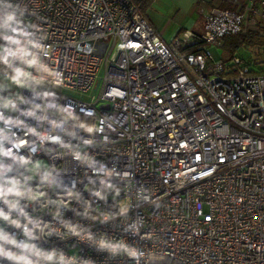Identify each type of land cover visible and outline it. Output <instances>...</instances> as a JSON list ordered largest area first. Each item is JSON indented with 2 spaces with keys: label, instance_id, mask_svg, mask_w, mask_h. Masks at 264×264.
Wrapping results in <instances>:
<instances>
[{
  "label": "built area",
  "instance_id": "built-area-1",
  "mask_svg": "<svg viewBox=\"0 0 264 264\" xmlns=\"http://www.w3.org/2000/svg\"><path fill=\"white\" fill-rule=\"evenodd\" d=\"M139 1L7 0L17 6L20 28L41 45L33 51L43 68L29 69L41 83L9 81L11 89L0 95L55 105L50 120L62 118L60 109L71 112L75 119L57 131L92 157L94 168L47 142L32 159L56 169L62 185H75L93 208L111 211L128 199L127 223L145 226L132 235L121 220L90 222L77 215L83 207L75 200L63 210L65 219L126 240L145 253L139 264H149V253L157 257L151 264H264V71L236 55L215 58L209 48L227 35L264 36V0H198L203 31L185 29L170 42L146 20ZM222 1L229 5L219 7ZM256 66L262 70L264 60ZM44 92L51 95H36ZM20 118L51 130L47 122ZM13 131L24 138L22 130ZM26 138L39 145L36 137ZM102 166L113 173L108 182L119 196L109 190L100 200L88 190L100 187ZM48 194L68 199L63 188ZM37 215L52 222L47 211ZM37 244L90 264H137L78 237L53 234Z\"/></svg>",
  "mask_w": 264,
  "mask_h": 264
},
{
  "label": "clouds",
  "instance_id": "clouds-1",
  "mask_svg": "<svg viewBox=\"0 0 264 264\" xmlns=\"http://www.w3.org/2000/svg\"><path fill=\"white\" fill-rule=\"evenodd\" d=\"M29 36L30 34L19 26L17 6L7 0H0V39L5 41L4 44H0V65L5 66L0 71L4 72L8 81L16 85L29 86L30 82L39 84L42 80L29 71L32 68H43L38 53L33 51L41 45L29 39ZM3 87L0 85V91H3ZM36 95L43 99L51 93H36ZM21 104H29L30 107L21 110L19 107ZM53 107L56 106L32 103L20 95L14 97L0 95V264H90L76 255L69 256L62 250L56 248L49 250L38 246L37 241L43 237H51L53 234L62 238L78 237L80 240H87L95 245L98 251L107 252L112 257L126 255L139 264L140 259L145 258V253L126 240L114 239L104 232H93L91 224L86 227L83 223H73L64 218L63 210L69 208L71 201L75 200L83 207V212H78L77 215L90 222L98 221L101 225H106L121 220L126 225L124 231L132 235H138L145 226L143 220L127 223L130 211L128 199L119 201L118 207L111 211H104L99 207L93 208L91 202L84 200L81 193L74 190L75 185L72 188L62 185L56 169L50 168L40 160L32 159L31 154L37 151V147H42L47 142L68 149L74 159L94 168L95 161L92 157L82 154L71 144H66L57 131L63 130V125L75 117L67 109H60L61 113H64L62 118L50 120L48 111ZM10 113H19V116L13 118ZM38 113L42 114L38 115ZM21 116L32 118L41 125L47 122L51 125V130H39L25 119H21ZM81 127L91 131L87 125ZM14 128L22 130L24 138L13 131ZM28 136L36 137L39 145L34 141L30 142L26 138ZM84 143L90 144L91 141L85 140ZM26 147L30 153L28 156L21 154V150ZM98 171L104 173V176L100 179L98 189H88L91 194L100 200H106L108 191L113 190L116 196H119L120 189L108 182V178L113 173L106 171L103 166ZM36 179L39 183L33 187L32 182ZM59 188H63L67 200L49 198V190ZM143 199L148 201L150 197L144 196ZM152 203L156 202L152 201ZM49 205L52 207L49 208ZM30 206L31 212L28 211ZM37 210L41 213L47 211L52 217V222H46L42 215H37ZM10 228L19 230V234L9 231ZM146 259L151 264L157 257L149 253Z\"/></svg>",
  "mask_w": 264,
  "mask_h": 264
},
{
  "label": "crops",
  "instance_id": "crops-1",
  "mask_svg": "<svg viewBox=\"0 0 264 264\" xmlns=\"http://www.w3.org/2000/svg\"><path fill=\"white\" fill-rule=\"evenodd\" d=\"M195 2L196 0H152L142 13L159 37L170 42L185 29L196 33L203 31V15L195 18ZM221 5L226 7L229 4L222 1L218 3V6Z\"/></svg>",
  "mask_w": 264,
  "mask_h": 264
},
{
  "label": "rangeland",
  "instance_id": "rangeland-1",
  "mask_svg": "<svg viewBox=\"0 0 264 264\" xmlns=\"http://www.w3.org/2000/svg\"><path fill=\"white\" fill-rule=\"evenodd\" d=\"M197 1L195 2V18L199 17L200 15L204 14V10H201L200 7L197 5ZM224 7V6H219ZM190 30V29H188ZM253 40H255L256 44L255 46H246V45H239L238 48H236L234 51H230L226 44L224 45V38L221 40L222 44L216 43L209 45L210 51L214 55L215 58H224V59H230L232 55L239 56L241 58H244L248 60H252L253 68L257 69L258 71H264V68L258 69L256 66L257 63L260 62V60H264V36H258L254 35ZM264 67V66H262ZM100 75H102V71L100 72ZM0 85H3V89H11V86L9 84V81L5 78V75L0 74ZM99 90V85L97 89L92 90V92H95L97 94ZM63 92H66V90H62Z\"/></svg>",
  "mask_w": 264,
  "mask_h": 264
},
{
  "label": "trees",
  "instance_id": "trees-1",
  "mask_svg": "<svg viewBox=\"0 0 264 264\" xmlns=\"http://www.w3.org/2000/svg\"><path fill=\"white\" fill-rule=\"evenodd\" d=\"M152 0H141L139 1V8L141 11H143L145 8H147ZM256 34H237V35H227L224 37V45L228 47V49L232 52L236 48L239 47V45H246V46H255L256 42L253 40V36Z\"/></svg>",
  "mask_w": 264,
  "mask_h": 264
}]
</instances>
